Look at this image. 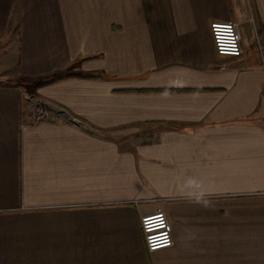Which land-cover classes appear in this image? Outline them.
<instances>
[{"label": "crops", "instance_id": "obj_1", "mask_svg": "<svg viewBox=\"0 0 264 264\" xmlns=\"http://www.w3.org/2000/svg\"><path fill=\"white\" fill-rule=\"evenodd\" d=\"M0 81V264H264V0H0Z\"/></svg>", "mask_w": 264, "mask_h": 264}, {"label": "built area", "instance_id": "obj_2", "mask_svg": "<svg viewBox=\"0 0 264 264\" xmlns=\"http://www.w3.org/2000/svg\"><path fill=\"white\" fill-rule=\"evenodd\" d=\"M210 35L217 55L231 57L241 55L240 35L234 23L212 22L210 24ZM42 106L37 108V113L41 115L40 117L53 118L56 115L53 111L51 114L47 110V106ZM40 117L38 119H43ZM140 229L146 250L149 252L173 245L171 226L166 214L162 211L141 217Z\"/></svg>", "mask_w": 264, "mask_h": 264}, {"label": "rangeland", "instance_id": "obj_3", "mask_svg": "<svg viewBox=\"0 0 264 264\" xmlns=\"http://www.w3.org/2000/svg\"><path fill=\"white\" fill-rule=\"evenodd\" d=\"M2 82V81H1ZM4 82V81H3ZM4 83H10V82H8V81H5ZM27 94H29V93H27ZM29 95H31V94H29ZM32 96V95H31ZM27 98H29V96L27 95ZM34 105H33V115H35V117H36V121H46V120H53V118L56 116H54L53 118H51V117H46V116H44V117H40L41 115H39L38 113H37V108H39V107H43L42 105H45V106H47L46 108H47V110L52 114V109L50 108V107H48V106H53L52 104H50V103H48V102H46V101H43V100H39L38 98H36L35 100H34ZM50 115V114H49ZM43 118V119H38V118ZM50 118V119H49Z\"/></svg>", "mask_w": 264, "mask_h": 264}, {"label": "water", "instance_id": "obj_4", "mask_svg": "<svg viewBox=\"0 0 264 264\" xmlns=\"http://www.w3.org/2000/svg\"><path fill=\"white\" fill-rule=\"evenodd\" d=\"M0 82H1V81H0ZM58 117H61V118H64V117L66 118V117H67L69 120H72V118H70L68 115H66L65 112H60V113L58 114Z\"/></svg>", "mask_w": 264, "mask_h": 264}]
</instances>
